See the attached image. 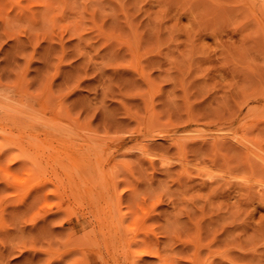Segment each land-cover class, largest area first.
<instances>
[{
    "label": "rangeland",
    "instance_id": "obj_1",
    "mask_svg": "<svg viewBox=\"0 0 264 264\" xmlns=\"http://www.w3.org/2000/svg\"><path fill=\"white\" fill-rule=\"evenodd\" d=\"M0 81V264H264V7L0 0Z\"/></svg>",
    "mask_w": 264,
    "mask_h": 264
},
{
    "label": "bare ground",
    "instance_id": "obj_2",
    "mask_svg": "<svg viewBox=\"0 0 264 264\" xmlns=\"http://www.w3.org/2000/svg\"><path fill=\"white\" fill-rule=\"evenodd\" d=\"M236 1H237V2H240V3H242V4H247V5H249V6H251V5H253V4H259L261 7H264V0H236ZM0 83H2V81H0ZM4 86H6V84H5ZM4 86H3V85H2V86L0 85V96H1V93H2L3 91H6V89H7L8 86H9V87H8L7 90H9V88H10V85H7L6 88H5ZM2 87H4V90H3ZM23 88H24V87H23ZM25 89H26V88H25ZM2 90H3V91H2ZM1 91H2V92H1ZM10 91H11V89H10ZM13 92H14V91H13ZM9 93H11V92H9ZM22 93H23V92H22ZM11 94L13 95V93H11ZM11 94H7V91H6V93L3 92L2 95H4V96H1V98H2V97H3V98H4V97L11 98V96H10V97L7 96V95H11ZM17 94H18V93H17ZM18 95H19V94H18ZM21 95H22V94H21ZM21 95H20V96H21ZM20 96H19V97H20ZM1 98H0V99H1ZM3 98H2V99H3ZM13 98H14V96H13ZM15 98H17V97H15ZM15 98H14V99H15ZM22 98H23V97H22ZM4 99H5V98H4ZM4 99H3V102H4ZM14 99H13V100H14ZM7 100H8V99H6V103L8 104V102H9L11 99H10L9 101H7ZM11 101H12V100H11ZM11 101H10V103H11ZM12 102H13V101H12ZM4 103H5V102H4ZM10 103H9V104H10ZM9 104H8V105H9ZM11 104H13V103H11ZM1 105H2V104H1ZM8 105H7V106H8ZM7 106L4 107L3 109L6 108V109L8 110ZM11 106H13V105H11ZM11 106H10V107L8 106V107L11 108ZM2 107H3V106H2ZM15 107H16V106H15ZM13 108H14V107H13ZM16 108H17V107H16ZM16 108H15V109H16ZM6 109H5V110H6ZM11 109H12V108H11ZM18 109H19V108H18ZM9 110H10V109H9ZM20 110H21V109H20ZM22 110H23V109H22ZM14 111H15V110H14ZM16 111H17V110H16ZM8 112H9V111H6V113H5V111L3 110V111L1 112V114H0V120H1L3 117L6 119V117H5L6 114H7V118H8V116H9V115H8ZM11 112H12V111H11ZM18 112H20V111H18ZM26 112H28V111H26ZM20 113H21V112H20ZM22 113H23V112H22ZM22 113H21V114H22ZM9 114H10V113H9ZM13 114L16 115L14 112H13ZM12 117H14V116H12ZM2 121H4V120H2ZM0 122H1V121H0ZM3 123H4V122H3ZM1 124H2V123H0V125H1ZM2 126H3V125H2ZM2 126H0V142H1L2 140H4V139H6V140H8L9 138L11 139V137H10V135H9V132L7 133L6 130H5L4 128H2ZM5 128H6V126H5ZM6 129H7V128H6ZM230 137H231V136H230ZM224 138H225V137H223V136L220 137V136L216 135V136L213 137V141H214L215 143H217V142H223V141H221V140H223ZM10 139H9V140H10ZM233 139H235V137H233V135H232V140H233ZM242 139H243V138H242ZM230 140H231V139H230ZM235 140H236V139H235ZM238 141H239V140H238ZM240 141H241V143H242V140H241V139H240ZM101 142H102V141H101ZM1 143H4V142H1ZM247 143H248V142H247ZM106 144H107V143H106ZM218 144H219V143H218ZM218 144H217V145H218ZM244 145H246V144H244ZM244 145H243V146H244ZM249 145H250V144H249ZM2 146H3V145H1V147H2ZM241 146H242V145H241ZM246 146H247V145H246ZM246 146H245V148H244V147H242V148H244L245 150H247V151L249 152L250 149L248 148V146H247V147H246ZM106 147H107V146H106ZM9 148H11V146H10V147H4V148H2V149L0 150V162H4V161H6L5 164H4L5 166L2 167V170L6 172L5 175H8V174L10 175V174H11V170H12L11 167H12L15 163H18V162L23 163V162H22V158H21L22 156L20 155V152L18 153V151H17V153H18L17 155H20V156H16V155L12 156V155H11L10 157H8V156H9ZM107 149H108V147H107ZM15 150H16V149H15ZM108 150H109V149H108ZM103 152H104V151H103ZM105 153H106V152H105ZM108 153H109V152H108ZM95 154L97 155V153H95ZM248 155H249V154H248ZM102 156H103V155H102ZM110 156H111V155H110ZM97 157H98V156H97ZM107 157H108V156H107ZM107 157H106V158H107ZM7 158H8V159H7ZM97 159H98V158H97ZM259 159H260V158H259ZM24 160H25V159H24ZM24 160H23V161H24ZM98 160H99V159H98ZM105 160H106V159H105ZM96 163H97V162H96ZM100 163H101V161H100ZM102 163H103V162H102ZM102 163H101V164H102ZM105 163H106V162H105ZM97 164H98V163H97ZM21 165H22V164H21ZM25 165H26V167H27V164H25ZM25 165H24V166H25ZM29 165H30V164H29ZM29 165H28V166H29ZM18 166H20V165H18ZM37 166H38V165H37ZM101 166H102V165H101ZM35 167H36V166H35ZM38 167H39V166H38ZM24 168H25V167H24ZM39 168H40V167H39ZM98 168H99V167H98ZM20 169H21V168H20ZM33 169H34V168H33ZM103 169H104V168H103ZM103 169H102V170H103ZM106 169H108V168H106ZM0 170H1V169H0ZM102 170H100V171H102ZM16 171H17V170H16ZM34 171H35V170H34ZM38 171H39V170H38ZM38 171H37V172H38ZM40 171L42 172L43 170H40ZM103 171H104V170H103ZM103 171H102V172H103ZM105 171H108V170H105ZM44 172H45V170H44ZM96 173H97V172H96ZM99 173H101V172H99ZM104 173H105V172H104ZM29 174H30V173H29ZM39 174H40V173H39ZM106 174H107V173H106ZM9 175H8V176H9ZM37 175H38V174H37ZM41 175H43V174H41ZM55 175H56V173H55ZM109 175H110V174H109ZM111 175H112V174H111ZM10 176H11V175H10ZM13 176H14V175H13ZM98 176H99V175H98ZM98 176H97V177H98ZM39 177H41V179H43L45 176H44V177H42V176H38V177H37V178H38L37 181H39ZM109 177H110V176H109ZM98 178H99V177H98ZM101 178H102V177L99 178V181L101 180ZM103 178H104V181H105V177H103ZM34 179H35V178H34ZM41 179H40V180H41ZM107 179H108V178H106V180H107ZM111 179H112V178H111ZM96 180H97V179H96ZM41 181H42V180H41ZM104 181L102 180V187L105 186V185L103 186V184H104L103 182H104ZM107 181L111 182L110 180H107ZM118 181H119V180H118ZM118 181L116 180L117 183H118ZM33 182H34V181H33ZM39 182H40V181H39ZM109 182H108V183H109ZM119 182H120V181H119ZM36 183H37V182H36ZM106 183H107V182H106ZM95 184H96V183H95ZM109 185H110V186H109L108 188L106 187L107 185L105 186V187L108 189V190H107V194H113L114 192H110V191H115L117 185H116L114 182H113V183H109ZM119 185H120V184H119ZM44 186H45V185H44ZM100 186H101V183H100ZM57 187H58V186H57ZM127 187H128V186H127ZM36 188H37V191H38V192H41V194H42V191H41V188H43V187H42V183H39V184L37 183ZM46 188H48V187H46ZM43 189H44V188H43ZM119 189H120V188H119ZM123 189H124V188H123ZM35 190H36V189H35ZM35 190H34V192H35ZM44 190H45V189H44ZM37 191H36V192H37ZM97 191H98V190H97ZM120 191H121V190H120ZM123 191H124V190H123ZM126 191H127V190H126ZM126 191H125V192H126ZM128 191H129V190H128ZM53 192H54V191H53ZM100 192H102V191H100ZM129 192H130V191H129ZM46 193H47V192H46ZM46 193H45V194H46ZM48 193H50V192H48ZM118 193H119V191H118ZM131 193H132V192H131ZM41 194H40V195H41ZM43 194H44V192H43ZM45 194H44V195H45ZM52 194H54V193H52ZM116 194H117V192H116ZM132 194H133V193H132ZM44 195H43V196H44ZM114 195H115V194H114ZM114 195H111V196L113 197L112 199L115 198ZM120 195H121V194L119 193L118 196H116V198L114 199L115 202L117 201L116 203L114 202V206H115V204H117L115 208H117V206H118V208H119V205H121V202L123 201V200L121 199V196H122V195H121V196H120ZM36 196H37V195H36ZM41 196H42V195H41ZM43 196H42V197H43ZM45 196H46V195H45ZM103 196H104V195H102L101 197L103 198ZM107 196H108V195H105L106 198H108ZM98 197H99V195H98ZM40 198H41V197H40ZM44 198H45V197H44ZM44 198H42V199H44ZM106 198L103 199V200H104V203L106 202V203H108V205H109V204H110V203H109V199H106ZM122 198H123V197H122ZM131 198H132V197H131ZM112 199H110V202H111ZM123 199H124V198H123ZM107 200H108V201H107ZM121 200H122V201H121ZM124 200L126 201V199H124ZM38 201H39V200H38ZM40 201H41V200H40ZM100 202H101V201H100ZM102 202H103V201H102ZM112 202H113V200H112ZM112 202H111V204H112ZM122 204H124V203H122ZM106 205H107V204H106ZM109 206H110V205H109ZM109 206H108V207H109ZM106 207H107V206H106ZM120 207H121V206H120ZM111 208H112V207H111ZM118 208H117V210H118ZM108 209H109V208H108ZM113 209H114V208H113ZM106 210H107V209H106ZM110 210H111V209H110ZM110 210H109V211H110ZM114 210H116V209H114ZM114 210H113L112 212H114ZM117 210L115 211V213H119V215H120L119 210H121V208H120L118 211H117ZM129 210H130V209H129ZM103 211H104V209H103ZM109 211L107 210V212H109ZM101 212H102V211H101ZM110 212H111V211H110ZM112 212H111V213H112ZM125 213H126V212H125ZM130 213H131V212H130ZM112 214H113V213H112ZM125 215H127V214H125ZM110 216H111V215H110ZM112 216H113V215H112ZM115 216H116V215L113 216L114 221H120V222H118V223H119V226H118V223H116L117 226H118V227L116 226L117 228L115 227V222L112 220V218H111V217H108V216L105 215L104 217H101V218L99 219V226H98L99 229H97V230H98V233L100 234L101 239H102V240L104 241V243L106 244V246H107V247H110V246H111V247H113V248L116 249V247H115L116 245H118V244H121V245L123 244V245H124V243H125L126 241L123 240V238H122L123 235H122V236H118L117 233H116V231H117L118 229H120L121 226L124 225V223H123V219H124L125 216H123V217H122V215H121V216H118L119 218H121L120 220H117V217H115ZM114 217H115V218H114ZM132 218H133V217H132ZM135 218H136V217H135ZM115 219H116V220H115ZM125 220H126V219H125ZM128 220H129V219H128ZM132 220H133V222H134V218H133ZM135 220L137 221V219H135ZM133 222L131 223V225L133 224ZM126 223H127V222H126ZM137 223H138V222H137ZM141 224H142V223H141ZM129 225H130V224H129ZM135 225H137V224L135 223ZM125 228H126V227H125ZM132 229H133V228H132ZM137 230H138V229H137ZM118 231H119V233H120V232H121V233H124V232H125V230H123V229H121V231H120V230H118ZM122 231H123V232H122ZM126 231H127V233L130 232V230L128 231V229H126ZM134 231H135V230H133V232H134ZM139 232H140V231H139ZM93 233H94V232H93ZM96 233H97V232H96ZM121 233H120V235H121ZM134 233H135V232H134ZM149 233H150V232H149ZM151 233H152V232H151ZM128 234H130V233H128ZM124 235H125V236L127 235L126 232H125ZM142 235H143V234H142ZM94 236H95V235H94ZM98 236H99V235H98ZM128 236H129V235H128ZM133 236H134V235H133ZM96 237H97V235H96ZM123 237H124V236H123ZM98 238H99V237H98ZM146 238H147V237H146ZM131 239H132V238H131ZM135 239H136V238H135ZM135 239H134V240H135ZM147 239H148V238H147ZM96 240H98V239H96ZM136 240H137V239H136ZM141 240H142V239H141ZM141 240L139 239L140 243H141ZM148 240H150V239H148ZM148 240H147V243H149L150 245H149V244H148V245L151 246V243H152V242L150 243ZM124 241H125V242H124ZM123 242H124V243H123ZM143 242L145 243L146 240H144ZM140 243H138V245H139ZM155 243H156V242H155ZM155 243H154V244H155ZM126 244H127V243H126ZM157 244H158V243H157ZM157 244H156V245H157ZM97 245H98V244H97ZM127 245H128V244H127ZM127 245H124V246H122V247H125V248H126ZM135 245H136V244H135ZM142 245H143V244H142ZM148 245H147V246H148ZM128 246H129V245H128ZM131 246H132V245H131ZM143 246L145 247V244H144ZM149 246H148V247H145V248H143V249H142V247L140 246V249H141V250L138 251V254H137V252H136L137 255L135 254L136 257H137V260H135L136 263L133 262V264H134V263H135V264H144L145 261H143V259H144L146 256H149V257H153V256H154V253H155L156 250H155V251L153 250V251H154V252H153V251H152V248H154V249H156V248L153 247V244H152V248L150 247L151 249L149 248ZM156 247H157V246H156ZM125 248H124V249H125ZM128 248H129V247H128ZM158 248H159V247H158ZM110 249H111V248H110ZM138 249H139V248H138ZM125 250H126V249H125ZM125 250H124V251H125ZM136 250H137V249H136ZM126 251H127V250H126ZM128 251H129V249H128ZM160 252H161V251H160ZM124 253H125V252H124ZM129 253H130V252H129ZM157 253H158V252H157ZM199 253H200V252H199ZM158 254H159V253H158ZM196 254H197V253H194V255H196ZM127 255H129V254H127ZM127 255H126V256H127ZM144 256H145V257H144ZM136 257H135V259H136ZM143 257H144V258H143ZM155 257H156V256H155ZM158 257H159L160 259L162 258L161 256H158ZM197 257H198V256H197ZM146 258H148V257H146ZM192 258H194V256H193ZM99 259H102V258H99ZM99 259H98V260H99ZM164 259H165V258H164ZM191 260H192V259H191ZM196 260H198V259H196ZM99 261H100V260H99ZM101 261H103V260H101ZM166 261H167V260H166ZM166 261L164 260V262H166ZM169 261H170V260H169ZM172 261H173V260H171V262H172ZM193 261H194V259H193ZM171 262H168V263L171 264ZM174 262H175V261H174ZM174 262H172V263H174ZM191 262H192V261H191ZM191 262H190V263H191ZM196 262L198 263V261H196ZM100 263H101V262H100ZM106 263H107V262H106ZM106 263L104 262V263H102V264H106ZM166 263H167V262H166ZM145 264H146V263H145ZM147 264H148V262H147ZM161 264H162V262H161ZM174 264H175V263H174ZM192 264H193V263H192ZM194 264H195V263H194Z\"/></svg>",
    "mask_w": 264,
    "mask_h": 264
}]
</instances>
